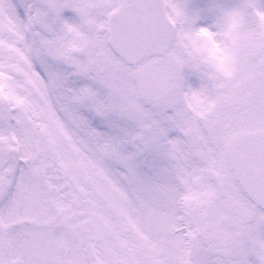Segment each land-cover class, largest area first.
Masks as SVG:
<instances>
[{
	"label": "snow or ice",
	"instance_id": "1",
	"mask_svg": "<svg viewBox=\"0 0 264 264\" xmlns=\"http://www.w3.org/2000/svg\"><path fill=\"white\" fill-rule=\"evenodd\" d=\"M0 264H264V0H0Z\"/></svg>",
	"mask_w": 264,
	"mask_h": 264
}]
</instances>
